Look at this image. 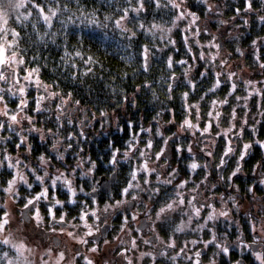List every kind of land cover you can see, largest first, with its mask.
<instances>
[{
    "label": "flooded vegetation",
    "instance_id": "flooded-vegetation-1",
    "mask_svg": "<svg viewBox=\"0 0 264 264\" xmlns=\"http://www.w3.org/2000/svg\"><path fill=\"white\" fill-rule=\"evenodd\" d=\"M262 18L259 26L239 18L241 31L232 33L195 18L194 38L169 47L170 66L185 69L175 94L178 75L155 70L148 58L138 78L141 61L117 76L101 72L95 83L89 71L86 81L61 76L54 100H32L40 86L0 58V94L10 85L0 105V163L36 175L12 211L15 234L32 244L11 249V257L22 264H264ZM153 80L169 84L170 98L146 86ZM5 171L11 166L0 165Z\"/></svg>",
    "mask_w": 264,
    "mask_h": 264
},
{
    "label": "rangeland",
    "instance_id": "rangeland-1",
    "mask_svg": "<svg viewBox=\"0 0 264 264\" xmlns=\"http://www.w3.org/2000/svg\"><path fill=\"white\" fill-rule=\"evenodd\" d=\"M216 1L220 3L219 10L214 6ZM192 2L200 3L203 9L201 10L198 4L191 6ZM62 4L56 0H49L48 4V0H46L44 3L41 2V6L38 7L37 0H0V58H6L16 68L13 74L17 77L27 78L31 81V85L37 84L40 86V88H32L34 90L33 92L31 91L32 100L34 98L40 99L41 97L54 100L57 97V94L54 93L55 87L47 80L45 81V77H41L38 66L33 67V69L29 68L30 71L21 69V65L24 64V55L16 51L14 39L18 36L20 25L30 21L31 18H43L49 23L55 20L56 22L63 19L67 20L71 14H75L78 18H85L82 15H86V13H81V11L76 9L72 10V12L71 9L62 7ZM127 4L128 11L126 13L113 15L115 29L111 35L119 37V40L123 38L124 46L125 44L129 46L131 38L135 36L142 37L143 41L140 46L142 47L140 52L142 60L141 64H139L140 66H136L137 70L133 72V78H138L144 73L143 65L144 67L146 66L149 58V66H153L155 70L162 69L165 66L167 76H170L172 72L178 75L179 81L177 80L178 83L173 88L176 90L174 94L177 93V88L183 87L181 74L185 69L181 67L179 70L170 66L171 61H174L175 58L173 56L174 49H169V47H175L178 44L176 41L179 39L194 38L197 32L194 30L193 23L195 18L202 16L203 19H211L214 22V26L217 25L215 29L223 28L225 32L232 33L238 30L241 31V27L238 25L239 18H248L252 23V19H255L257 20L255 26H259L258 23L263 21L262 16L264 14L261 0H129ZM150 5L162 10L165 8L172 10L170 17H161L160 19L145 16L143 11ZM208 6L209 9L207 8ZM233 7L237 9L236 13ZM34 8H37L40 12ZM124 34H126V38L123 36ZM12 77L15 76L12 75ZM160 82L153 80L147 82L146 86H149L152 91L154 88H159V90L157 89L158 93L160 91L161 93L158 94V98H170L165 88H169V84L166 81L164 83ZM4 86L5 90L0 94V105L6 104L7 97L5 95L10 87L7 82H5ZM110 86L114 87V84ZM111 91L117 93L114 88ZM118 97L119 94L116 95V101L119 100ZM165 100L169 102L167 99ZM159 103L162 104V102ZM3 110L4 108L0 106V112H5ZM6 113L9 112L6 111ZM3 121L4 119H0V124ZM1 150L7 151L8 149L4 146L1 147ZM1 162L0 165L3 169L11 166L12 172L5 171L0 173V264H22V261H17L11 257L10 254L13 252L11 249L22 250V248L32 243H23L20 237L15 234L18 227L15 226L16 221L12 216V211L22 205L21 196L34 183L36 175L24 172L23 176H21L17 172L19 164L8 163L3 160ZM20 179L25 184L21 183ZM54 187L57 188L56 193L59 195L58 191L62 189V183L54 185ZM61 205L64 206L65 203H61ZM33 248L30 247V250L23 251L30 252ZM18 250L14 252L15 257L27 256L26 253Z\"/></svg>",
    "mask_w": 264,
    "mask_h": 264
},
{
    "label": "trees",
    "instance_id": "trees-1",
    "mask_svg": "<svg viewBox=\"0 0 264 264\" xmlns=\"http://www.w3.org/2000/svg\"><path fill=\"white\" fill-rule=\"evenodd\" d=\"M56 1L63 3L62 7L71 11L76 9L86 13L82 15L85 18L71 14L67 20H55L52 23L43 18H31L20 25L18 36L14 39L17 50L24 54L29 68L38 66L45 81L54 87L61 76L65 81H86L89 71L95 83L102 76L101 72L104 73L103 77L107 76L105 72L110 76L113 73L117 76L121 67L128 70L135 62L141 61V36L131 38L129 46H124L123 38L119 40V37L111 35L115 29L113 15L126 13L129 0ZM41 2L46 0H37L38 7ZM37 11L40 12L38 9ZM171 12L167 8L162 10L150 5L143 14L161 19L169 18ZM123 36L126 38V34ZM92 69L95 72L91 73ZM94 91L99 93L97 88Z\"/></svg>",
    "mask_w": 264,
    "mask_h": 264
},
{
    "label": "water",
    "instance_id": "water-1",
    "mask_svg": "<svg viewBox=\"0 0 264 264\" xmlns=\"http://www.w3.org/2000/svg\"><path fill=\"white\" fill-rule=\"evenodd\" d=\"M106 183H107V181H106V180H103V183H102V185H103V184H106Z\"/></svg>",
    "mask_w": 264,
    "mask_h": 264
}]
</instances>
